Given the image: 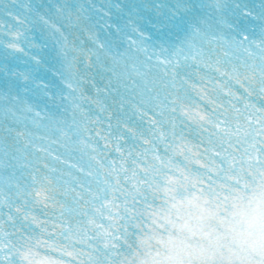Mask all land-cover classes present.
Masks as SVG:
<instances>
[{
    "label": "snow or ice",
    "instance_id": "obj_1",
    "mask_svg": "<svg viewBox=\"0 0 264 264\" xmlns=\"http://www.w3.org/2000/svg\"><path fill=\"white\" fill-rule=\"evenodd\" d=\"M0 264H264V0H0Z\"/></svg>",
    "mask_w": 264,
    "mask_h": 264
}]
</instances>
